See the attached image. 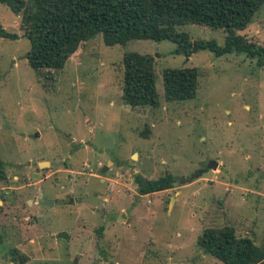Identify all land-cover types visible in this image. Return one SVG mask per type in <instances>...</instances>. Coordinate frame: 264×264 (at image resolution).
<instances>
[{
	"label": "rangeland",
	"instance_id": "1",
	"mask_svg": "<svg viewBox=\"0 0 264 264\" xmlns=\"http://www.w3.org/2000/svg\"><path fill=\"white\" fill-rule=\"evenodd\" d=\"M0 24L19 36L0 37V264H224L197 245L207 227L261 242L264 65L256 56H185L168 39L108 46L98 34L62 69L38 71L26 61L20 16L3 2ZM178 29L225 41L221 28ZM238 34L264 46V3ZM128 51L153 56L156 107L123 101ZM182 67L198 69L196 95L167 101L162 72ZM164 173L175 177L171 188L139 193L137 179Z\"/></svg>",
	"mask_w": 264,
	"mask_h": 264
},
{
	"label": "trees",
	"instance_id": "2",
	"mask_svg": "<svg viewBox=\"0 0 264 264\" xmlns=\"http://www.w3.org/2000/svg\"><path fill=\"white\" fill-rule=\"evenodd\" d=\"M20 16V28L30 42L25 57L40 70H60L79 45L100 34L105 45L125 44L131 39H168L175 53L185 56L208 49L217 56L244 52L264 65V46L238 34L244 30L264 0H0ZM206 25L226 32L223 45L213 39L191 40L178 28L183 24ZM0 37L17 39L0 24ZM153 56L128 51L123 54L121 97L131 107L159 103L155 88ZM199 72L196 67L165 68L163 94L167 101L194 98ZM140 194L169 189L171 173L148 180L137 179ZM7 173L0 157V184ZM2 199V198H1ZM197 245L224 264H264V232L260 243L238 236L233 227H207ZM24 262V259H21Z\"/></svg>",
	"mask_w": 264,
	"mask_h": 264
},
{
	"label": "water",
	"instance_id": "3",
	"mask_svg": "<svg viewBox=\"0 0 264 264\" xmlns=\"http://www.w3.org/2000/svg\"><path fill=\"white\" fill-rule=\"evenodd\" d=\"M45 163H46V162H40V163H39V166H41L42 164H45ZM216 165H217V162H216V161H212V162H211V166H212L213 168H215ZM105 169H106V166H102L101 169H100V173L102 174V173L105 171ZM38 203H39L40 205H48V204H51L52 201H39Z\"/></svg>",
	"mask_w": 264,
	"mask_h": 264
},
{
	"label": "crops",
	"instance_id": "4",
	"mask_svg": "<svg viewBox=\"0 0 264 264\" xmlns=\"http://www.w3.org/2000/svg\"><path fill=\"white\" fill-rule=\"evenodd\" d=\"M0 202H1V200H0ZM38 205H40V204H38Z\"/></svg>",
	"mask_w": 264,
	"mask_h": 264
},
{
	"label": "flooded vegetation",
	"instance_id": "5",
	"mask_svg": "<svg viewBox=\"0 0 264 264\" xmlns=\"http://www.w3.org/2000/svg\"><path fill=\"white\" fill-rule=\"evenodd\" d=\"M37 169H39V168H37Z\"/></svg>",
	"mask_w": 264,
	"mask_h": 264
}]
</instances>
